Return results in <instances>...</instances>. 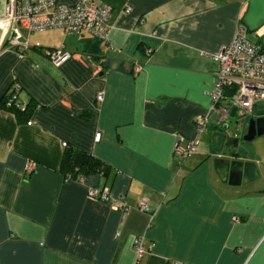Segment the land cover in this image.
<instances>
[{
    "label": "crops",
    "instance_id": "0c3cea01",
    "mask_svg": "<svg viewBox=\"0 0 264 264\" xmlns=\"http://www.w3.org/2000/svg\"><path fill=\"white\" fill-rule=\"evenodd\" d=\"M98 1L113 9L108 40L0 29V264H264V135L234 148L217 127L198 129L217 83L213 56L240 28L264 50V0ZM61 48L72 56L56 68L45 53ZM15 84L26 110L3 106ZM251 119L264 120V104ZM196 139L182 161L176 147ZM69 149L109 174L66 181ZM216 159L257 163L260 178L230 186ZM104 188L130 209L90 197ZM142 237L155 248L137 262Z\"/></svg>",
    "mask_w": 264,
    "mask_h": 264
},
{
    "label": "built area",
    "instance_id": "2783aa9c",
    "mask_svg": "<svg viewBox=\"0 0 264 264\" xmlns=\"http://www.w3.org/2000/svg\"><path fill=\"white\" fill-rule=\"evenodd\" d=\"M131 11L130 7L126 9V13ZM112 12L110 6L102 5L98 0H80L75 6L62 5L57 0H8L6 15L0 21V29L16 40L22 39L20 28L29 33L49 29H62L69 35L87 32L94 38L108 40L112 30L109 25ZM28 47L27 43L23 45L24 49ZM45 54L56 68H61L72 56L65 48L47 50ZM213 60L218 64L217 83L211 94L212 106L198 123L200 133L211 125L224 129L233 118L239 122L247 121L254 117L256 108L264 104V50L262 46L248 41L245 28H240L234 41L215 54ZM20 91L18 84L13 85L8 94L6 108L26 110L27 103L21 102ZM98 100L102 102L104 94L98 95ZM234 110L236 115L232 117ZM101 137V133L96 134V143L101 141ZM199 147L200 141L196 139L185 146L178 145L176 154L182 161H186L198 152ZM35 168V163L27 165L28 172H33ZM89 195L113 203L118 210L130 209L123 199H113L108 188L91 189ZM138 209L154 218L155 213L146 203H140ZM154 248L153 244L145 245L144 237L138 239L136 261L139 262L152 253Z\"/></svg>",
    "mask_w": 264,
    "mask_h": 264
},
{
    "label": "water",
    "instance_id": "95a60500",
    "mask_svg": "<svg viewBox=\"0 0 264 264\" xmlns=\"http://www.w3.org/2000/svg\"><path fill=\"white\" fill-rule=\"evenodd\" d=\"M235 115L236 110L233 111L232 117H235ZM227 129H229V126L224 127V130ZM263 135L264 120L251 119L248 123L247 129L241 132L239 136L228 138L227 146L234 148H238L240 144L247 146ZM245 155H247V152ZM215 164L217 170L226 171V182L230 186H240L244 179H247L250 182H255L260 178L259 166L254 162H247L245 160L216 159Z\"/></svg>",
    "mask_w": 264,
    "mask_h": 264
},
{
    "label": "trees",
    "instance_id": "16d2710c",
    "mask_svg": "<svg viewBox=\"0 0 264 264\" xmlns=\"http://www.w3.org/2000/svg\"><path fill=\"white\" fill-rule=\"evenodd\" d=\"M3 106L6 108V102ZM14 109L19 108H9L8 110ZM61 173L66 181H69L81 177L86 178L91 175L107 176L109 174V168L84 152L69 149L64 154Z\"/></svg>",
    "mask_w": 264,
    "mask_h": 264
},
{
    "label": "rangeland",
    "instance_id": "374dc122",
    "mask_svg": "<svg viewBox=\"0 0 264 264\" xmlns=\"http://www.w3.org/2000/svg\"><path fill=\"white\" fill-rule=\"evenodd\" d=\"M232 122H233V124L230 126V128L229 129H227V130H224V129H220V128H216L215 130H217V132L219 133V134H221L223 137H225L224 138V144L227 146V141H228V138H229V136L230 135H233L234 134V132H237V134L238 133H241V132H243V131H245L246 129H247V126H248V123H244V124H239V123H243V122H238L237 120H236V118H233L232 119ZM231 122V123H232ZM237 123H238V125H237Z\"/></svg>",
    "mask_w": 264,
    "mask_h": 264
}]
</instances>
